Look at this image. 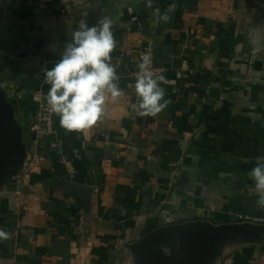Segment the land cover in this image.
<instances>
[{"label":"crops","instance_id":"1","mask_svg":"<svg viewBox=\"0 0 264 264\" xmlns=\"http://www.w3.org/2000/svg\"><path fill=\"white\" fill-rule=\"evenodd\" d=\"M146 4L14 0L0 24V91L20 131L0 103V228L12 233L0 264H264V223L253 220L264 208L249 175L264 154V0ZM156 8L171 20L156 23ZM104 16L116 20L122 94L82 131L54 113L61 146L50 147L34 130L48 103L44 71L81 20ZM148 45L171 101L154 117L132 110V71Z\"/></svg>","mask_w":264,"mask_h":264},{"label":"clouds","instance_id":"2","mask_svg":"<svg viewBox=\"0 0 264 264\" xmlns=\"http://www.w3.org/2000/svg\"><path fill=\"white\" fill-rule=\"evenodd\" d=\"M146 6L152 8L153 0H147ZM169 8L174 10L176 5ZM153 15L156 23L171 20L168 11L161 13L159 8ZM115 25L116 20L111 16H104L91 26L81 20L78 28L71 31V38L65 42L58 62L44 71L50 85L48 104L51 111L59 115L61 126L69 131H82L95 125L105 115L107 96L115 100L122 94L111 56L116 48ZM151 65L147 53L137 65L135 91L139 100L132 105V110L142 117H154L171 103L164 98L165 89L160 86L165 77L154 75ZM249 175L255 181L256 205L264 208V154L256 157ZM11 236L12 233L0 228V240H8ZM176 247H179L178 240ZM159 250L165 256L172 253L168 245H160Z\"/></svg>","mask_w":264,"mask_h":264},{"label":"built area","instance_id":"3","mask_svg":"<svg viewBox=\"0 0 264 264\" xmlns=\"http://www.w3.org/2000/svg\"><path fill=\"white\" fill-rule=\"evenodd\" d=\"M13 2L14 0H0V24H7V22L9 21L10 10ZM146 53L150 54L152 60L151 67L154 75L163 74L165 67L164 65L156 61L153 48L149 45L139 51L138 64L141 62V57ZM138 71L139 69L137 68V66L132 71V76L134 77L135 81ZM34 130L37 134L45 138L46 143L50 147L59 148L61 146V141L58 137L57 127L55 125V115L51 111V106L48 103L40 102L38 108V117L34 126ZM253 220L258 221L260 223H264V212L261 215L253 216Z\"/></svg>","mask_w":264,"mask_h":264},{"label":"water","instance_id":"4","mask_svg":"<svg viewBox=\"0 0 264 264\" xmlns=\"http://www.w3.org/2000/svg\"><path fill=\"white\" fill-rule=\"evenodd\" d=\"M0 103L6 108L7 111L5 118L6 125L10 128L9 130L12 132V134L18 137L20 132L19 125L14 119L12 106L10 105V103L6 101L5 96L1 91H0Z\"/></svg>","mask_w":264,"mask_h":264},{"label":"rangeland","instance_id":"5","mask_svg":"<svg viewBox=\"0 0 264 264\" xmlns=\"http://www.w3.org/2000/svg\"><path fill=\"white\" fill-rule=\"evenodd\" d=\"M0 131H1V129H0ZM8 138H9L8 134H4V136H0V147L3 146V144L5 142L7 143ZM180 253H181V255H185L186 253H188V248L187 247H181ZM190 258H191L190 256H186V258L184 260L185 263H183V264H202V263H191V261L188 262L187 260L190 259Z\"/></svg>","mask_w":264,"mask_h":264}]
</instances>
